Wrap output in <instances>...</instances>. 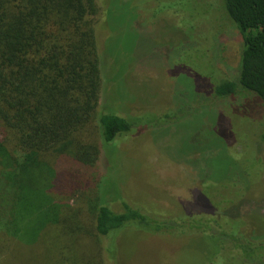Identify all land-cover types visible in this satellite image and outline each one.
<instances>
[{"label":"rangeland","instance_id":"obj_1","mask_svg":"<svg viewBox=\"0 0 264 264\" xmlns=\"http://www.w3.org/2000/svg\"><path fill=\"white\" fill-rule=\"evenodd\" d=\"M99 4L95 21L101 101L146 126L119 137L115 147L101 143L90 177L79 181L74 193L64 191L69 196L64 209L87 210L86 202L94 198V206L110 202L121 211L126 202L166 217L183 214L182 208L193 209L194 199L202 203L211 192H221V200L239 198L241 192L228 183L236 185L245 173L258 184L257 168L264 169L261 102L256 97L240 105L210 106L195 92H204L209 85L197 73L211 76L219 69L231 78L237 74L241 37L231 25L228 28L223 1L99 0ZM152 115L158 121L150 123ZM166 115L169 120L163 119ZM209 156L217 160L212 163ZM225 161L235 165L230 180L224 182L227 173L221 187L201 186L203 178ZM35 171L21 172L18 207L23 220L17 217L11 223L25 236H40L34 244H21L27 264H208L204 239L194 231L181 234L175 229L162 235L127 227L111 240L96 234L92 213L84 212L85 216L79 210L50 226L55 212L45 188L51 172ZM260 179L264 185V175ZM255 191L246 194L239 210L240 216L250 215L255 222L253 227L247 218L239 231L254 240L264 234V223L257 217L264 218V193L254 198ZM223 260L239 263L228 255Z\"/></svg>","mask_w":264,"mask_h":264},{"label":"trees","instance_id":"obj_2","mask_svg":"<svg viewBox=\"0 0 264 264\" xmlns=\"http://www.w3.org/2000/svg\"><path fill=\"white\" fill-rule=\"evenodd\" d=\"M222 1L228 28L231 25L241 37L237 74L231 78L219 69L211 76L197 73L209 85L204 92H195L210 106L240 105L257 97L264 109V0ZM98 7L99 0H0L1 264H5L4 256L9 264H27L28 254L20 252L21 244H34L40 237L25 236L11 228L14 219L23 220L18 203L21 172L25 169L51 172L45 188L55 212L50 226L60 217L67 218L65 214L79 210L85 215L89 211L96 234L111 240L127 227L162 235L175 229L181 234L194 231L200 240L204 239L208 264H223L225 255L238 260V264H264V234L254 240L239 231L250 216L239 214L246 194L254 189V198L264 193L260 179L264 169L260 166L258 184L253 179L249 181L246 173L243 180L236 179V185L228 183L241 192L239 198L221 200V192H211L202 203L194 199L193 209L182 208L183 214L178 211L161 217L126 202H122L121 211H115L110 202L94 206V198L86 202L87 210L82 206L64 209L69 201L64 191L74 193L79 181L90 177L87 175L94 171L101 143L115 147L119 137L146 126L137 117L119 115L101 101L95 21L100 14ZM103 7L102 16L106 12ZM209 51L208 48L206 53ZM163 119L169 120V116ZM156 121L152 115L150 123ZM215 135L222 138V134ZM259 139L264 147V125ZM56 156L53 165L51 160ZM209 157L212 163L217 160ZM225 163L221 166L220 162L209 177L203 178L201 186L221 187L227 173L230 174L224 182L230 180L235 165ZM257 217L264 223V218Z\"/></svg>","mask_w":264,"mask_h":264}]
</instances>
